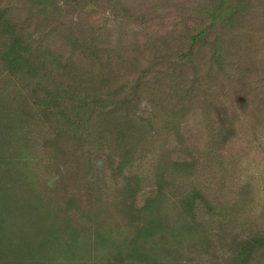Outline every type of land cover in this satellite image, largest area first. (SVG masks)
Segmentation results:
<instances>
[{
  "label": "trees",
  "instance_id": "obj_1",
  "mask_svg": "<svg viewBox=\"0 0 264 264\" xmlns=\"http://www.w3.org/2000/svg\"><path fill=\"white\" fill-rule=\"evenodd\" d=\"M24 1L23 14L0 7V264H173L185 241L190 263L264 264V231L238 218L246 203L218 208L194 179L250 140L221 94L241 88L264 124V0H211L175 17L180 30L166 11L121 6L145 30L122 48L156 56L137 74L144 63L120 62L102 36L36 37L34 16L56 1Z\"/></svg>",
  "mask_w": 264,
  "mask_h": 264
},
{
  "label": "rangeland",
  "instance_id": "obj_2",
  "mask_svg": "<svg viewBox=\"0 0 264 264\" xmlns=\"http://www.w3.org/2000/svg\"><path fill=\"white\" fill-rule=\"evenodd\" d=\"M56 1V7L52 5L49 10L41 16H34L35 23L30 27V31L34 32L36 37L43 34L53 38L58 45H70L73 46L76 39L78 41H95L93 38L96 36H102L105 40L109 39L111 46L114 50L110 49L117 60L121 62H127L129 60L134 61V63L142 65L139 68H131L135 74L138 73L143 67L146 66V60L140 57L139 53H130L125 51L122 46L129 45L132 50L136 49L138 44L144 45L145 39L139 37L143 35L144 31L142 28L135 26L136 31H132L133 22L136 20H129L127 22L123 14L118 15L117 10L121 6L127 7V10L131 15L134 13H145L152 12L155 9L166 11L164 12L168 17L173 18V23L178 24L177 29L180 30L182 18L187 17V13H194L195 10H204L211 3V0H100L102 5L100 7H93L91 2L95 0H54ZM24 0H0V7L7 8L10 10L12 7L21 8V13H24V9H27ZM112 5V6H111ZM92 10H96L93 13ZM112 11V13H111ZM93 14V15H92ZM47 15V18H43L41 22H38L39 18ZM97 15L98 17L94 16ZM176 21L180 23L174 22ZM189 19H186L188 22ZM174 24L167 22V26H172ZM182 27V26H181ZM127 31H130L127 33ZM43 37V36H42ZM44 38V37H43ZM97 42V41H96ZM56 46V47H57ZM148 49V48H146ZM149 51V49H148ZM165 57L168 60L175 61L177 58H169L177 55L174 51H165ZM148 64L150 60L155 59V53L149 55ZM237 59H233V62L225 64V70L229 69L231 66L237 65ZM264 62V58L262 59ZM261 67V66H260ZM227 68V69H226ZM259 71H264L261 67ZM252 83L254 85L255 79H260V72L252 76ZM250 82V84L252 85ZM252 85V86H253ZM238 87L240 85L238 84ZM249 86L248 88H250ZM232 91L227 97L221 94L220 98L224 99L225 104L228 108L230 118H234L233 114L239 113L236 121L237 124L241 126L240 134L237 133L236 136L242 135L243 137H250L247 144H243V139L240 144V139L233 146V152L224 161V164H215L216 168H213L214 172L202 171L199 173V177L195 176V183L207 194L214 206L221 208H230L233 204H239V202H245L242 206L243 210L238 212V218L240 221H250L253 223L252 230L255 232L264 231V124L259 125L255 122V118L258 119V102L254 103V111L252 110V103H249L246 112H243V106L247 103L246 101H241L237 98V94L240 96L245 94L241 88H232ZM231 89V90H232ZM240 90V91H238ZM238 92V93H236ZM232 94L234 96H232ZM225 97V98H224ZM217 98H209V104L212 101H216ZM264 111V104H263ZM194 117L193 113L188 115V118L192 120ZM32 121V120H31ZM199 123V121H198ZM195 124V123H194ZM201 127L204 126V121H200ZM205 126L203 127L204 130ZM254 134V135H253ZM42 147V145H41ZM219 163V162H218ZM203 168V166H201ZM241 183H249L251 192L244 195L241 192ZM248 184V185H249ZM175 204V198L172 201ZM172 203V206H173ZM173 212L175 214V223L180 225L182 221V214L180 213L178 217L179 210L176 206H173ZM236 231L249 232V229L239 227L235 229ZM185 231V230H184ZM252 231V232H253ZM197 242L202 246L199 239L207 240L208 237L203 235L201 237L200 233L196 232ZM203 244V248L205 245ZM194 252L187 249V242L182 245L181 254L182 258H179L177 264H195L187 261V255ZM163 259V258H162ZM167 261L166 258H164ZM171 260V259H170ZM183 260V261H182ZM173 264H176L174 260H171Z\"/></svg>",
  "mask_w": 264,
  "mask_h": 264
}]
</instances>
